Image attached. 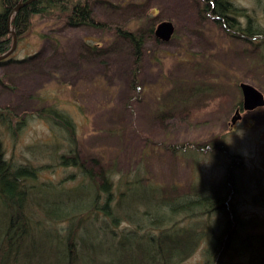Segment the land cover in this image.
Masks as SVG:
<instances>
[{
	"label": "rangeland",
	"instance_id": "obj_1",
	"mask_svg": "<svg viewBox=\"0 0 264 264\" xmlns=\"http://www.w3.org/2000/svg\"><path fill=\"white\" fill-rule=\"evenodd\" d=\"M106 1L93 6L106 29L68 27L38 15L22 35L13 29L16 47L11 60L0 63V109L14 115L10 129L0 123L5 158L36 172L27 181L36 191L44 183L63 189L83 181L78 169L54 166L69 143L36 113L55 107L75 121L86 165L95 157L119 174L137 172L164 197L206 194L229 174L238 214L253 221L251 233H264V105L239 109L231 123L242 102L241 82L264 95V40L231 36L206 15L201 0ZM231 3L264 28V0ZM236 18L243 29L246 18ZM164 20L175 27L168 42L148 32ZM118 27L144 38L139 91L130 88L131 46L117 36ZM85 45L107 50L93 54ZM219 217L214 211L208 219ZM189 223L175 220L181 227ZM130 227L122 222L119 229ZM206 245L183 264L202 261Z\"/></svg>",
	"mask_w": 264,
	"mask_h": 264
},
{
	"label": "trees",
	"instance_id": "obj_2",
	"mask_svg": "<svg viewBox=\"0 0 264 264\" xmlns=\"http://www.w3.org/2000/svg\"><path fill=\"white\" fill-rule=\"evenodd\" d=\"M25 1L1 0L0 55L12 43L9 15L19 2ZM100 2L108 3L32 0L13 13L9 23L18 36L28 29L36 15L61 20L68 27L106 29L107 23L93 14V6ZM201 2L206 15L212 16L231 36L246 42L256 37L264 40V28L246 13L241 14L231 0ZM241 15L246 18L243 29L236 18ZM148 32L153 37L154 28L150 27ZM116 33L131 46L130 88L139 91L136 85L144 38L142 33L120 27ZM153 39L157 40L155 36ZM85 48L93 54L107 50H98L95 45ZM10 60L8 57L0 63ZM36 114L65 133L69 143L54 166L78 169L83 181L63 189L44 183L36 191L37 186L27 184L36 172L6 159L0 141V264H45L50 256L54 258L51 264H183L204 240L207 245L203 259L196 264H264V233H251L247 228L253 226V221L238 214L233 201L234 180L229 179V174L220 187H211L206 194L164 197L148 181L142 184L137 172L119 174L114 164L101 166L95 157L87 159L91 163L86 165L78 149L77 125L65 112L48 107ZM11 117L13 112L0 109V123L7 129ZM214 211L220 214L215 221L208 219ZM177 217L191 224L178 226ZM122 222L131 226L130 231L119 229ZM38 247L41 253L36 251Z\"/></svg>",
	"mask_w": 264,
	"mask_h": 264
},
{
	"label": "water",
	"instance_id": "obj_3",
	"mask_svg": "<svg viewBox=\"0 0 264 264\" xmlns=\"http://www.w3.org/2000/svg\"><path fill=\"white\" fill-rule=\"evenodd\" d=\"M30 1H32V0H26L25 2H19L12 9V11L9 15V20H8V31L12 36V43H11L10 48L6 52H4L0 55V60H3L5 58L9 57L13 53V51L16 47L15 32L13 30V27H11V25L9 23L12 14L16 13L17 10L21 6L29 3ZM174 31H175V27H174L173 23L170 21L164 20V21L158 22V24L156 25V27L154 29V36L162 42H168L172 39ZM239 87H240L241 94H242V102H241V109L242 110L250 111V110H253L259 106L264 105V95L261 91L256 89L251 84H248L245 82H241ZM239 118H240L239 108H237L235 111V115L231 119V123H235L236 120H238Z\"/></svg>",
	"mask_w": 264,
	"mask_h": 264
},
{
	"label": "bare ground",
	"instance_id": "obj_4",
	"mask_svg": "<svg viewBox=\"0 0 264 264\" xmlns=\"http://www.w3.org/2000/svg\"><path fill=\"white\" fill-rule=\"evenodd\" d=\"M210 15V14H209ZM208 17H210V18H212L213 19V17L212 16H208ZM214 20V19H213ZM156 38V37H155ZM157 39V38H156ZM158 40V39H157Z\"/></svg>",
	"mask_w": 264,
	"mask_h": 264
},
{
	"label": "flooded vegetation",
	"instance_id": "obj_5",
	"mask_svg": "<svg viewBox=\"0 0 264 264\" xmlns=\"http://www.w3.org/2000/svg\"><path fill=\"white\" fill-rule=\"evenodd\" d=\"M240 104H241V103H240ZM237 108L241 109V105H240V106H238Z\"/></svg>",
	"mask_w": 264,
	"mask_h": 264
}]
</instances>
